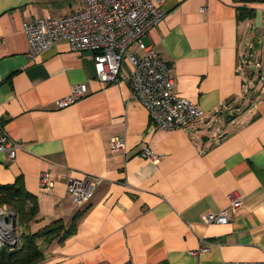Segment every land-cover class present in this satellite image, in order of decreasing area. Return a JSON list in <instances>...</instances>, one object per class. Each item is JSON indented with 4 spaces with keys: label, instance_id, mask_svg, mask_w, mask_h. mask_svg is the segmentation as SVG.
Here are the masks:
<instances>
[{
    "label": "crops",
    "instance_id": "obj_1",
    "mask_svg": "<svg viewBox=\"0 0 264 264\" xmlns=\"http://www.w3.org/2000/svg\"><path fill=\"white\" fill-rule=\"evenodd\" d=\"M152 1L165 16L143 41L170 65L176 94L204 112L185 129L150 119L128 63L120 84L104 86L95 53H74L68 41L29 59L23 24L80 12L86 0H0V125L22 146L15 161L0 153V187L35 197L32 215L14 210L20 239L77 217L64 241H38L40 264L264 262V76L255 67L264 64V3L239 20L237 0ZM80 84L86 97L59 108ZM114 139L126 149L111 152ZM147 147L157 162L139 156ZM43 172L50 192L40 189ZM86 174L101 182L79 208L67 183ZM234 191L241 210L207 224Z\"/></svg>",
    "mask_w": 264,
    "mask_h": 264
},
{
    "label": "built area",
    "instance_id": "obj_2",
    "mask_svg": "<svg viewBox=\"0 0 264 264\" xmlns=\"http://www.w3.org/2000/svg\"><path fill=\"white\" fill-rule=\"evenodd\" d=\"M86 8L80 12L52 18H39L23 24V31L29 42L28 57L35 60L62 40L68 41L71 51L95 53V70L98 80L104 86L121 83L124 64L131 67L129 74L132 96L148 110L150 119L165 131L188 128L204 115L201 108L175 92V82L170 75V65L143 38L164 18L165 12L152 0H86ZM264 76V64H255ZM87 95V87L80 84L71 93L60 99L59 108L71 106ZM22 149L3 126L0 125V153H6L15 161ZM126 149L125 139H114L111 152ZM139 156L157 162L159 157L149 147ZM40 189L50 192L54 182L50 172L40 175ZM101 179L86 174L70 179L67 192L77 207L85 206L92 198ZM230 208L205 216L210 225H226L230 214L242 208V197L238 191L229 195ZM16 212L8 205L0 208V249L16 247L20 242ZM202 248L201 253L207 252ZM124 264H134L132 261ZM226 264H264V262H230Z\"/></svg>",
    "mask_w": 264,
    "mask_h": 264
},
{
    "label": "trees",
    "instance_id": "obj_3",
    "mask_svg": "<svg viewBox=\"0 0 264 264\" xmlns=\"http://www.w3.org/2000/svg\"><path fill=\"white\" fill-rule=\"evenodd\" d=\"M242 4L238 8L239 20L250 19L254 15V10L250 5L264 3V0H237ZM30 201L35 206V197L11 186L0 187V205H11L21 216L32 215L36 208H27ZM19 214V216H20ZM77 218V217H76ZM76 218L73 224L67 228L63 221L57 220L35 234L22 235L16 247H3L0 249V264H40L44 261V253L38 245L39 240L44 241H64L72 233Z\"/></svg>",
    "mask_w": 264,
    "mask_h": 264
},
{
    "label": "rangeland",
    "instance_id": "obj_4",
    "mask_svg": "<svg viewBox=\"0 0 264 264\" xmlns=\"http://www.w3.org/2000/svg\"><path fill=\"white\" fill-rule=\"evenodd\" d=\"M254 71H255V68H254ZM9 207H13V206H11V205H8ZM13 210H14V207L12 208ZM23 229V231H26L27 229L26 228H23V227H21V230Z\"/></svg>",
    "mask_w": 264,
    "mask_h": 264
}]
</instances>
